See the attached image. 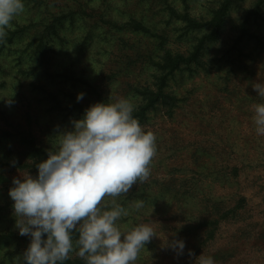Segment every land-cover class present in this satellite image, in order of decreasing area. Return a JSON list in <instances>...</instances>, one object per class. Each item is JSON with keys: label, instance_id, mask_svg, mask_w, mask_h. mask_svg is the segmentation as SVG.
<instances>
[{"label": "rangeland", "instance_id": "374dc122", "mask_svg": "<svg viewBox=\"0 0 264 264\" xmlns=\"http://www.w3.org/2000/svg\"><path fill=\"white\" fill-rule=\"evenodd\" d=\"M168 1L183 10V0ZM220 1L188 3L194 16L208 19ZM257 6L259 18L251 16ZM102 16L119 25L142 22L184 53L205 33L171 20L165 0H25L0 38V264H20L30 243L19 234L9 196L14 177L38 174L28 166L20 132H32L51 150L82 116L74 104L85 111L96 103L94 90L111 102L128 98L136 108L142 97L135 88L155 87L159 70L151 59L162 54L159 40ZM204 58L205 68L184 67L170 78L167 90L178 106H158L141 123L156 136L148 179L103 198L128 209L118 222L122 231L147 223L158 235L134 264H199L201 254L216 264H264V134L252 119L261 100L252 85L264 81V0L234 4ZM212 221L216 227L206 225ZM176 238L185 241L183 254L165 244Z\"/></svg>", "mask_w": 264, "mask_h": 264}, {"label": "clouds", "instance_id": "9594fccd", "mask_svg": "<svg viewBox=\"0 0 264 264\" xmlns=\"http://www.w3.org/2000/svg\"><path fill=\"white\" fill-rule=\"evenodd\" d=\"M24 8L25 0H0V38ZM252 87L261 98L253 105L252 119L257 134H264V81ZM84 95L78 93L77 100ZM133 111L124 97L91 104L79 119H72L70 130L56 136L59 142L48 158L35 165L37 175L28 172L13 178L9 196L19 234L30 237L20 264H63L73 250L74 233L78 255L86 264H134L146 242L158 236L147 223L122 231L118 222L128 209L115 199L110 204L103 201L127 193L150 176L156 136L144 129ZM165 244L183 254L182 238ZM198 258L199 264H216L212 256Z\"/></svg>", "mask_w": 264, "mask_h": 264}, {"label": "trees", "instance_id": "16d2710c", "mask_svg": "<svg viewBox=\"0 0 264 264\" xmlns=\"http://www.w3.org/2000/svg\"><path fill=\"white\" fill-rule=\"evenodd\" d=\"M241 0H221L219 4L213 8L210 18L200 19L192 14V9L188 3V0H183V10H179L176 6L171 4L168 0H165V10L171 20L184 22V28L186 30H205L200 37L197 38L196 43L193 48L184 53L180 51H174L171 48L166 47L167 37L166 35H158L153 32L150 28L144 25L142 22L137 20H131L123 25H119L105 17H101L102 21L119 28L129 27L130 29L148 34L150 36L156 37L159 42L158 45L161 49L162 54L159 59H151V63L159 70V74L156 76L155 87L150 86L136 87L135 91L142 97V103L134 108L133 115L143 123L148 119V115L152 110H155L158 106H164L170 111H173L175 107L178 106L180 101L179 97L172 92L168 91V85L170 78L175 75L179 70L184 67L192 68L193 66L199 68H205L207 63L204 58L205 51L207 50L208 44L219 41L221 36V30L225 22V18L230 10V8ZM255 17H262L258 6L252 12ZM69 16V14H64L62 17ZM249 16V15H248ZM249 16V17H251ZM247 17L246 20L249 19ZM242 35L249 33V30L243 25ZM15 32L12 34L14 35ZM249 36H254L258 39L257 35L250 34ZM47 45H43L42 53L46 54ZM84 81V80H83ZM88 86L92 84L85 81ZM96 96V102L105 101L106 103H111V100L107 98L103 93L94 90ZM61 103L58 100L56 107H61ZM73 108L78 109L81 113H84V108L81 103L76 102ZM83 115V114H82ZM21 141L24 144L25 156L31 160L28 164L32 169L37 170L35 165L39 162L48 158L49 149L42 145L38 138L32 133L27 131L20 132ZM218 221L207 222L206 225H213L216 227ZM46 237V234H44ZM78 233L73 234L74 242V252H77L75 256L69 254V258L63 262V264H86L84 258L78 255V245L75 243ZM5 239V235L0 234V241Z\"/></svg>", "mask_w": 264, "mask_h": 264}]
</instances>
